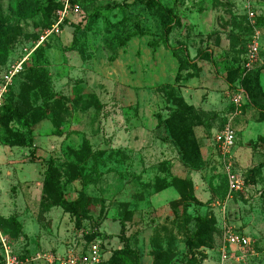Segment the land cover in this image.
<instances>
[{
    "label": "rangeland",
    "instance_id": "1",
    "mask_svg": "<svg viewBox=\"0 0 264 264\" xmlns=\"http://www.w3.org/2000/svg\"><path fill=\"white\" fill-rule=\"evenodd\" d=\"M21 1L0 0L2 20L16 35L0 82L21 66L7 102L24 119L9 126L21 135L30 128L33 138L32 146L5 145L10 133L0 121V228L16 254L26 264H59V255L97 242L103 264H123L112 256L126 245L136 252L132 264H154L160 251L169 264L204 256L202 264H264V0H159L180 16L169 41L176 51L164 46L163 16L149 0H51L26 19L18 14ZM254 36L261 61L245 86L255 105L235 114L237 81L230 80ZM31 67L50 74L56 95L48 103L36 90L21 95ZM181 98L196 117L188 122L201 149L198 170L185 165L164 122ZM232 116L236 140L225 158L215 136ZM50 164L67 199L90 198L88 218L53 206L44 190ZM77 167L87 185L73 179ZM231 174L239 189H231ZM172 176L192 180L200 203L185 206L173 186L157 191ZM188 214L215 216L209 247L190 245ZM227 229L250 244L224 260Z\"/></svg>",
    "mask_w": 264,
    "mask_h": 264
},
{
    "label": "trees",
    "instance_id": "2",
    "mask_svg": "<svg viewBox=\"0 0 264 264\" xmlns=\"http://www.w3.org/2000/svg\"><path fill=\"white\" fill-rule=\"evenodd\" d=\"M51 0H22L20 5L22 6L18 14L22 18H31L35 14L42 12L45 10V3L50 2ZM149 4L151 7H157L163 16V41L164 46L167 49H171L176 51V47H172L169 43L170 36L180 20V16L178 15L175 8H170L163 5L159 0H149ZM260 16L258 15V18ZM133 34L127 35L122 41L125 44ZM14 31L11 27H9L2 20V8L0 3V66L7 63L8 52L10 51L11 44L13 40L16 38ZM244 63V59H243ZM251 72V71H250ZM245 73L243 66L241 67V71L235 73V76L232 80H230V84L232 82L237 81L235 85V89H243L247 95L246 101L244 105H255L252 100V96L245 86V81L249 77V73ZM12 88V86H11ZM11 88L6 95L4 105L2 108V115L0 121L6 130L7 134L5 137L6 142L5 145H14L21 144L26 146L33 145L32 131L29 128L28 134L18 133V131H14L10 128V123L15 120L22 121L24 119V115L18 111V109L12 104V102L8 101L9 94L11 93ZM38 91L44 94V102L48 103L55 97V92L51 86L50 74L46 70H42L39 67H31L27 76V82L24 85V90L21 95L27 91ZM192 107L186 104V102L181 98L176 100L175 106L171 108V114L164 121L168 131L170 133L171 138L178 145L181 157L186 166L193 170H198L200 168V163L202 162V154L201 149L198 144V141L195 139L192 131H191V123H189V119L194 120L196 117H193ZM200 125L203 124L202 121H199ZM226 121L223 125H221L220 129L222 130ZM208 130H210V126L206 125ZM220 130V131H221ZM19 135H21V140L18 139ZM17 137V139H16ZM1 141V139H0ZM84 146L87 149L91 148V145L87 139L84 140ZM81 152H79L80 154ZM76 177L74 180H81L83 185H87L90 181L88 179V174L83 173V169L81 167H77ZM165 185L158 186L157 191H161L167 187H175L179 194L180 199L184 202V205H193L199 204V200L195 194V189L192 180H186L179 177L172 176L171 180H165ZM44 190L45 192L52 198L53 206L61 207L64 212L70 213L76 220H81L84 218H88V210L91 204V200L88 196L81 195L76 200L67 199L65 193L63 192L61 182L58 179V173L53 168V164H50L49 168L45 172L44 179ZM188 219L194 223V230L191 233V237L189 240L190 245L193 249H201L204 247H209L214 242V237L217 232L216 228V218L214 215H192L188 214ZM11 222L14 224V229L16 233L21 231V224L17 220V218H9ZM86 250V248H85ZM136 255V252L129 248L128 245L123 247L122 249H118L113 253L112 260L114 262H118L119 260L123 264H132L131 256ZM22 258V256H20ZM167 255L164 251H160L156 254V262L154 264H169L166 259ZM1 259V256H0ZM205 260V256L201 261H194L191 264H202ZM161 262V263H159ZM102 261L100 264H103ZM138 264V262H136Z\"/></svg>",
    "mask_w": 264,
    "mask_h": 264
},
{
    "label": "built area",
    "instance_id": "3",
    "mask_svg": "<svg viewBox=\"0 0 264 264\" xmlns=\"http://www.w3.org/2000/svg\"><path fill=\"white\" fill-rule=\"evenodd\" d=\"M68 0L66 3L68 4ZM248 16L251 19L257 17V12L251 4L247 5ZM64 15V14H63ZM261 61V48L258 41V36H254L249 50L246 53L243 68L245 73L252 71ZM21 69L20 65H12L10 69L6 72L0 82V119L2 115V108L6 95L8 94L15 77L19 74ZM247 95L243 89H238L232 97V103L236 107V113H239V109L244 105ZM233 116L228 119L223 129L218 132L215 136L216 145L219 152L225 158H229L231 152L235 146L236 132L233 126ZM229 181L231 184V189H239L241 185L239 180L235 178L234 175H230ZM250 240L237 232L227 229L224 234V244L222 248L223 259L229 258L228 252L230 250H241L249 246ZM0 256L1 264H26V262L13 250L8 237L2 232L0 228ZM103 249L100 243L94 242L90 244L86 250H83L79 254H69L66 256H58L57 261L59 264H100L103 261Z\"/></svg>",
    "mask_w": 264,
    "mask_h": 264
},
{
    "label": "crops",
    "instance_id": "4",
    "mask_svg": "<svg viewBox=\"0 0 264 264\" xmlns=\"http://www.w3.org/2000/svg\"><path fill=\"white\" fill-rule=\"evenodd\" d=\"M8 175H12V172L11 171H8Z\"/></svg>",
    "mask_w": 264,
    "mask_h": 264
}]
</instances>
